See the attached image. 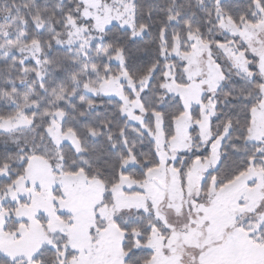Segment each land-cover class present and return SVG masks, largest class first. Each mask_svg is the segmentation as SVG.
Returning <instances> with one entry per match:
<instances>
[{"label":"snow or ice","instance_id":"6c2138e0","mask_svg":"<svg viewBox=\"0 0 264 264\" xmlns=\"http://www.w3.org/2000/svg\"><path fill=\"white\" fill-rule=\"evenodd\" d=\"M0 264H264V0H0Z\"/></svg>","mask_w":264,"mask_h":264}]
</instances>
